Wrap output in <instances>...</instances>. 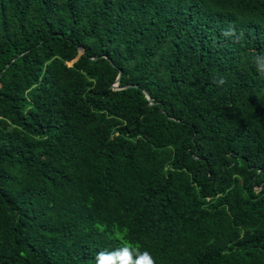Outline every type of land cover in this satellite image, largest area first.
Segmentation results:
<instances>
[{
  "label": "trees",
  "instance_id": "1",
  "mask_svg": "<svg viewBox=\"0 0 264 264\" xmlns=\"http://www.w3.org/2000/svg\"><path fill=\"white\" fill-rule=\"evenodd\" d=\"M0 264H264V0H0Z\"/></svg>",
  "mask_w": 264,
  "mask_h": 264
},
{
  "label": "water",
  "instance_id": "2",
  "mask_svg": "<svg viewBox=\"0 0 264 264\" xmlns=\"http://www.w3.org/2000/svg\"><path fill=\"white\" fill-rule=\"evenodd\" d=\"M82 52H83V50H82ZM120 77H121V75H120L119 78H118L117 86H116V87H119V84H118V83H119ZM146 94H147V96H148L149 99H151V100L153 99V98L151 97V95H150L147 91H146Z\"/></svg>",
  "mask_w": 264,
  "mask_h": 264
}]
</instances>
